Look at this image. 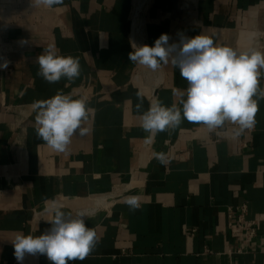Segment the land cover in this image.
I'll return each instance as SVG.
<instances>
[{
	"label": "crops",
	"instance_id": "1",
	"mask_svg": "<svg viewBox=\"0 0 264 264\" xmlns=\"http://www.w3.org/2000/svg\"><path fill=\"white\" fill-rule=\"evenodd\" d=\"M136 6L137 0H63L49 9L0 0V30L16 50L13 74L0 72V264H19L12 241L50 228L53 205L73 216L87 213L86 225L99 236L83 261L69 264H264V100L253 133L218 140L235 126L209 131L183 120L148 144L143 111L153 101L181 106L188 83L171 64L152 71L128 55L162 34L170 44L203 35L250 49L264 34V0H147L138 33ZM49 45L79 59L78 78L50 84L37 75V57ZM58 92L87 98L93 110L85 125L91 131L73 136L65 152L37 136L32 107L22 121L4 111ZM154 153H164L167 163ZM133 195L141 201L134 212L124 202ZM243 204L258 222L254 245L228 226V208ZM23 264L51 262L26 254Z\"/></svg>",
	"mask_w": 264,
	"mask_h": 264
},
{
	"label": "clouds",
	"instance_id": "2",
	"mask_svg": "<svg viewBox=\"0 0 264 264\" xmlns=\"http://www.w3.org/2000/svg\"><path fill=\"white\" fill-rule=\"evenodd\" d=\"M63 0H31L34 7L52 8ZM168 34L155 40L154 46L134 47L129 60L152 71L161 65L171 64L178 68L188 86L180 101L181 106H164L153 101L140 120L147 133L145 142L151 144L155 136L170 128L178 127L183 120L205 126L209 131L223 129L232 124V135L239 137L255 124L259 101L264 100V52L251 48L239 51L229 46L218 45L211 37L197 35L181 37L180 42L169 43ZM37 75L54 84L62 78L74 81L80 76L78 58L58 54L55 46L49 45L38 55ZM8 62L0 64L6 69ZM139 111L143 106V93L137 92ZM36 134L56 152H65L73 136L87 135L86 127L90 113L85 97L73 98L58 92L46 100L34 101ZM162 164L167 163L164 153H154ZM124 202L130 211L141 206L138 196H126ZM52 215L50 228L39 236L17 234L12 241L14 256L23 264L26 254L45 255L51 264H69L83 261L96 247L99 236L95 229L86 225L87 213L74 216L65 213L59 206L47 209Z\"/></svg>",
	"mask_w": 264,
	"mask_h": 264
},
{
	"label": "built area",
	"instance_id": "3",
	"mask_svg": "<svg viewBox=\"0 0 264 264\" xmlns=\"http://www.w3.org/2000/svg\"><path fill=\"white\" fill-rule=\"evenodd\" d=\"M146 0H137V5H141V11H137V6L135 8L134 12V20H135V30H137V33L142 29L143 22H142V13H143V3H145ZM260 50L261 52H264V34H257L252 41V45L250 47ZM248 49L244 47H240L239 51H246ZM15 50V44L8 38V36L0 30V64H3L5 61L8 62V67L6 69L0 68V72L6 76L9 77L13 74L15 70L16 60L14 59V53ZM32 106H15V105H5L4 111L6 113H14L18 114L19 120L22 121V118L26 119V112L27 108ZM255 124L251 129H248V133H253L255 131ZM217 138L227 140V139H236L237 137H234L232 135V132H219L217 134ZM111 199H115V197H111ZM228 215V226L230 229L236 231L244 241V244L246 245H254L257 242L258 239V222L254 219L248 218V206L247 204H243L238 207L234 208H228L227 211ZM238 254H243L244 251L242 248L238 249ZM231 254V252H230Z\"/></svg>",
	"mask_w": 264,
	"mask_h": 264
},
{
	"label": "bare ground",
	"instance_id": "4",
	"mask_svg": "<svg viewBox=\"0 0 264 264\" xmlns=\"http://www.w3.org/2000/svg\"><path fill=\"white\" fill-rule=\"evenodd\" d=\"M146 1H147V0H146ZM141 5H142V4H140V5H137V8H138V9H137V11H138V12H140V11H141V10H140V9H141ZM142 19H143V18H142ZM142 22H144V21L142 20ZM134 27H135V26H134Z\"/></svg>",
	"mask_w": 264,
	"mask_h": 264
}]
</instances>
